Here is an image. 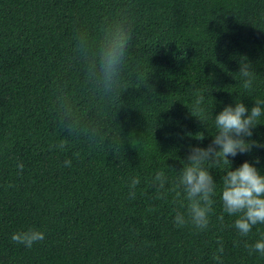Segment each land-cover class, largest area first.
I'll use <instances>...</instances> for the list:
<instances>
[{
	"label": "trees",
	"instance_id": "trees-1",
	"mask_svg": "<svg viewBox=\"0 0 264 264\" xmlns=\"http://www.w3.org/2000/svg\"><path fill=\"white\" fill-rule=\"evenodd\" d=\"M117 31L130 39L107 82L100 57ZM241 58L253 67L251 90ZM201 92L202 124L188 110ZM256 98L264 0H0V264H264L245 247L264 238V224L241 237L223 212L230 165L211 167L207 230L176 226L185 209L170 191L190 147L212 142L213 115L241 100L250 110ZM259 123L252 139L264 144ZM229 159L264 175V148ZM30 228L44 240L12 241Z\"/></svg>",
	"mask_w": 264,
	"mask_h": 264
},
{
	"label": "clouds",
	"instance_id": "clouds-1",
	"mask_svg": "<svg viewBox=\"0 0 264 264\" xmlns=\"http://www.w3.org/2000/svg\"><path fill=\"white\" fill-rule=\"evenodd\" d=\"M130 37L123 31H117L111 35L103 48L100 57V72L105 81L111 82L116 77L122 64L125 62L126 48ZM252 65L247 58H241L239 72L242 79V88L251 90L253 88L254 73ZM144 87L151 89L144 83ZM205 95L203 92L196 95L192 102L189 113L200 123L206 120V109L204 108ZM254 106L249 110L242 100L239 103L223 108L214 116L216 133L212 136V142L207 148L190 147L186 157V163L178 172L170 191L175 193L177 199L182 197L180 207L184 212L177 211L174 223L177 227L191 224L200 231L207 230L210 224V217L213 214L214 197L217 192V182L211 172V167L230 165L222 177L223 187L220 199L223 212L229 216L237 217L233 227L241 237H247L254 226L264 224V175L254 166L253 163L244 162L235 170L232 169L229 157L235 158L238 154L250 153L253 148H264V144L252 139L254 130L261 126L259 120L264 117V99H253ZM202 124V123H201ZM205 139L201 134V139ZM66 141L60 142L63 148ZM65 166H71V161H65ZM259 163V159L255 161ZM23 164H18V175L23 172ZM158 183V191L165 188L167 177L163 171L158 172L154 178V184ZM140 183L138 177L133 178L130 183V196L135 197L136 186ZM11 186V185H9ZM186 201V204L184 203ZM223 219V216L219 217ZM44 233L38 229L30 228L26 231L14 233L11 237L13 242L31 248L35 243L44 240ZM219 252H223V245L220 241ZM249 253H259L264 256V238L249 245L245 242ZM219 259V257H214Z\"/></svg>",
	"mask_w": 264,
	"mask_h": 264
}]
</instances>
